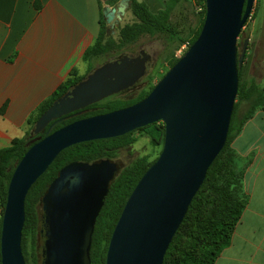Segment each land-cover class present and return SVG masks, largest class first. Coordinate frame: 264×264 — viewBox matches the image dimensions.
Returning <instances> with one entry per match:
<instances>
[{"label":"water","instance_id":"obj_1","mask_svg":"<svg viewBox=\"0 0 264 264\" xmlns=\"http://www.w3.org/2000/svg\"><path fill=\"white\" fill-rule=\"evenodd\" d=\"M141 2L143 0H136ZM255 0H205L195 41L141 100L80 118L57 129L67 114L117 94L141 79L151 55H120L91 70L37 118L32 132L47 128L17 162L7 185L0 229V264H26L21 249L25 197L65 148L125 134L161 120V151L129 194L108 243L105 264H162L164 254L208 167L225 144L238 90L237 38ZM131 0L103 4L114 33ZM117 166L109 158L63 166L42 197L43 264H90L95 219Z\"/></svg>","mask_w":264,"mask_h":264},{"label":"trees","instance_id":"obj_2","mask_svg":"<svg viewBox=\"0 0 264 264\" xmlns=\"http://www.w3.org/2000/svg\"><path fill=\"white\" fill-rule=\"evenodd\" d=\"M118 1L104 0L109 5H114ZM191 1L198 4L200 8V11L197 12L198 18L195 24L192 25L185 18H182L184 16L182 14L184 4ZM101 9L102 6L100 5ZM128 10L133 14L134 20L119 27L118 41H115L110 34L101 12L99 34L95 41L84 51V60L90 62L98 56L109 52H117L121 46L134 43L144 35H160L164 36L169 44H173L171 55L167 59L170 68L183 55L176 57L174 55L175 50L184 43H186V47H189L199 35L205 15V0H166L164 7L157 12H152L145 1L131 0ZM247 53L244 61L247 58ZM88 72L90 70H87ZM86 75H78L76 69H72L68 78L47 99L41 102L31 114L28 121L29 129L24 135L13 139L9 145L0 148V229L7 185L14 167L27 148L44 137L48 126L54 120H51L43 130L34 134L32 129L35 121L57 97L70 90ZM141 79L117 94L67 114V117L55 125L53 130L74 120L119 109L141 100L154 86L150 87L149 90L141 88L133 96H123V94L135 88ZM236 97L245 102V111L238 116L237 109L241 106H237L234 102L225 144L208 167L201 186L192 198L182 222L166 249L162 264H214L220 252L230 244L232 234L248 202V194L243 183V171L237 166V154L231 143L233 138L240 132L242 125L254 114L255 110L264 108V88L260 87L253 79H243L241 77V66L238 67ZM137 130L143 132L152 145L162 147L165 127L161 120L146 124L122 135L79 142L63 149L46 171L31 185L25 197V221L21 238V249L26 264H43L44 262L40 241L42 197L59 170L72 161L90 162L113 157V152L130 145L134 141L132 134ZM154 161L148 162L145 155L139 156L131 163L118 169L115 177L110 181L107 194L93 227L89 251L90 264H105L110 236L124 204L141 175ZM220 161L227 168L224 177V179L226 178L225 184H222V188L213 189L216 199L215 204L208 207L204 215L202 207H199L200 205L196 200L201 191L208 188L215 174L214 168ZM194 205L198 206L197 215L191 226V235L194 242L191 240L189 248L178 251L174 255L175 238L181 227L187 222L188 215ZM195 242H200L201 248H204L200 255L192 253V250L197 248L194 245Z\"/></svg>","mask_w":264,"mask_h":264},{"label":"crops","instance_id":"obj_3","mask_svg":"<svg viewBox=\"0 0 264 264\" xmlns=\"http://www.w3.org/2000/svg\"><path fill=\"white\" fill-rule=\"evenodd\" d=\"M152 12L165 0H143ZM104 0H0V148L29 129V118L69 76L84 75V51L100 31ZM264 51V50H263ZM257 84L264 88V52ZM248 202L214 264H264V108L233 138Z\"/></svg>","mask_w":264,"mask_h":264},{"label":"rangeland","instance_id":"obj_4","mask_svg":"<svg viewBox=\"0 0 264 264\" xmlns=\"http://www.w3.org/2000/svg\"><path fill=\"white\" fill-rule=\"evenodd\" d=\"M198 11H200L198 4L193 1L186 2L182 10V14L184 15L182 18H185L187 21H189L191 25L195 24L198 18ZM133 20L134 16L131 11H126L122 19L120 20L115 32L111 34L114 37L115 41H118L119 39V27L127 22H132ZM245 38L249 39L246 49V52L248 53L246 60H243V63L241 65V77L245 80H254V78L256 80L258 76V61L259 59H261L260 57L264 52V0L254 1L251 14L249 18H247L245 25L243 26L242 31L237 38L238 53H240L241 51L242 44ZM187 48L188 47H185L184 49H181V51H179L180 48L176 49L174 55L176 57H180L187 50ZM172 49L173 44H169L164 36L144 35L134 43H129L121 46L117 52H109L105 55L98 56L92 59L88 63L87 70L91 71L107 60L116 59L122 54L134 56L138 54L140 50L146 51L151 55V59L149 60L147 65L146 74L142 77L135 88L131 89V91H129L128 93L123 94L124 97L133 96L141 88L149 90L150 87L154 86L157 81L166 73V71L169 69L167 59L171 55ZM88 73L86 72L85 75ZM256 81L258 82V80ZM235 102L237 106H241L237 109V115L240 116L245 111V102L237 97H235ZM132 136L134 138V141L130 145L113 152V157L109 158L111 161L115 162L117 169H121L122 167L131 163L137 157L142 155H145L147 157L148 162H152L157 158L159 152L161 151V146L152 145L149 139L143 134V132L137 130L132 134ZM214 170L215 174L213 175V179L210 181L208 188L203 189L196 200V202L200 205L199 207H202L204 215L208 207L215 204L216 199L213 194V189L222 188V184H225L226 178L224 179V177L226 176L225 174L227 173V168L225 165H223V162H218ZM197 207V205L193 206L192 211H190L188 215L187 222L181 227L175 238L174 255H176L178 251H181L183 249L186 250L191 245L190 241L193 240V236L191 235V226L197 215ZM194 245L197 246V248L193 249L192 253H194L195 255L202 254V250L204 248H201V243L195 242Z\"/></svg>","mask_w":264,"mask_h":264},{"label":"built area","instance_id":"obj_5","mask_svg":"<svg viewBox=\"0 0 264 264\" xmlns=\"http://www.w3.org/2000/svg\"><path fill=\"white\" fill-rule=\"evenodd\" d=\"M186 47V43L182 44L179 51H181V49H184Z\"/></svg>","mask_w":264,"mask_h":264},{"label":"flooded vegetation","instance_id":"obj_6","mask_svg":"<svg viewBox=\"0 0 264 264\" xmlns=\"http://www.w3.org/2000/svg\"><path fill=\"white\" fill-rule=\"evenodd\" d=\"M141 51V50H140ZM139 51V52H140ZM139 52H138V54H139ZM137 55V54H136ZM151 59V58H150ZM149 62V61H148ZM148 62H147V64H146V68H147V65H148ZM109 112V111H108ZM106 113V112H105ZM100 114V113H99ZM118 170V169H117ZM117 170H116V173H117Z\"/></svg>","mask_w":264,"mask_h":264}]
</instances>
